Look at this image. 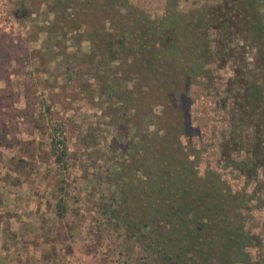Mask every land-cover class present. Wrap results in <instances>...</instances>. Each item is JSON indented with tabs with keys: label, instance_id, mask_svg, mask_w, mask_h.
<instances>
[{
	"label": "rangeland",
	"instance_id": "rangeland-1",
	"mask_svg": "<svg viewBox=\"0 0 264 264\" xmlns=\"http://www.w3.org/2000/svg\"><path fill=\"white\" fill-rule=\"evenodd\" d=\"M54 1L0 0V264H158L155 254L136 241L147 228L128 236L124 216L116 212L118 200L113 201L120 184L116 173L142 157L139 136L131 129L117 135L108 107L120 103L100 96L93 75L83 71L86 65L76 62L90 49L84 27L75 33L63 29L49 9ZM219 1L177 0L176 6L185 12ZM257 1L264 27V0ZM129 2L153 18L164 13L165 0ZM65 9L72 16L73 10ZM209 38L214 39L213 32ZM238 41H229V58L211 60L203 69L205 78L188 88L189 142L199 152L200 177L212 170L231 194L246 196L239 210L241 231L262 240L245 253L248 263L264 264V169L257 168L247 181L220 153L222 140L231 137L232 109L254 54ZM241 45L243 50L237 48ZM211 50H216L214 41ZM113 66H119L117 60L100 66L98 74ZM160 104L143 116L141 131L163 133L157 117L166 102ZM178 105L176 99L173 107ZM238 129L245 149L229 158L250 160L252 128ZM203 235L201 248L215 250L213 235ZM205 254L187 258L192 264H220L218 256Z\"/></svg>",
	"mask_w": 264,
	"mask_h": 264
},
{
	"label": "trees",
	"instance_id": "trees-1",
	"mask_svg": "<svg viewBox=\"0 0 264 264\" xmlns=\"http://www.w3.org/2000/svg\"><path fill=\"white\" fill-rule=\"evenodd\" d=\"M176 1L165 0L163 15L154 18L129 0H55L49 9L68 32L84 27L90 49L79 54L76 62L86 65L83 71L93 75L100 96L120 103L108 107L117 135L124 137L131 129L139 136L142 157L116 173L120 184L113 201L118 200L116 212L125 217L121 222L127 235L136 237L147 228L146 235L136 241L155 254L158 264H192L187 257L205 258V253L218 256L220 264H233L247 242L241 231L244 216L239 212L247 198L239 192L231 194L212 170L199 176V152L189 142L192 128L186 94L191 84L205 78L207 63L231 56L229 41L240 40L236 44L249 47L254 53L251 70L241 82L239 98L235 96L231 137L222 140L220 153L247 181L255 177L257 168L264 169L262 16L257 0H220L185 12L177 9ZM65 8L73 10L72 16ZM213 41L216 50L211 54ZM237 48L243 50L242 45ZM116 60L119 66L98 74L100 66ZM130 80L134 82L127 87ZM176 99L179 105L173 107ZM162 101L166 108L157 120L163 133L141 131L143 116L152 104ZM242 124L252 128L247 138L251 155L250 160L235 161L229 154L245 149L238 132ZM208 232L215 250L199 244V236Z\"/></svg>",
	"mask_w": 264,
	"mask_h": 264
},
{
	"label": "flooded vegetation",
	"instance_id": "flooded-vegetation-1",
	"mask_svg": "<svg viewBox=\"0 0 264 264\" xmlns=\"http://www.w3.org/2000/svg\"><path fill=\"white\" fill-rule=\"evenodd\" d=\"M262 201H263V204H264V200L263 199H262ZM196 235L198 236L199 234H196ZM243 235L245 237H247V240H246L247 242L244 243V247H243V251H242L241 258H239V260L236 261V262L241 263V264H253L252 262H249L248 263L249 258H248V256H246L245 248L246 247L248 248V247L253 246V245H255V246H261L260 245V243H261L260 241L262 240L261 239L262 236H248L246 234H243Z\"/></svg>",
	"mask_w": 264,
	"mask_h": 264
}]
</instances>
